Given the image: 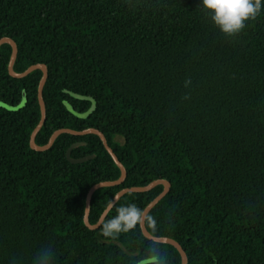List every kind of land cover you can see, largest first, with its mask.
Instances as JSON below:
<instances>
[{
	"label": "trees",
	"instance_id": "16d2710c",
	"mask_svg": "<svg viewBox=\"0 0 264 264\" xmlns=\"http://www.w3.org/2000/svg\"><path fill=\"white\" fill-rule=\"evenodd\" d=\"M198 3L0 0V39L17 45L16 73L47 67L35 143L58 129H96L126 169L122 184L92 195L91 225L121 189L165 180L168 194L148 213L151 235L178 242L187 264H264V3L231 37ZM10 55L1 45L0 264H31L45 246L55 264H141L150 245L181 264L140 226L109 240L84 225L89 189L120 170L96 135L62 134L31 150L42 73L12 78ZM77 142L72 158H94L68 162ZM162 190L125 194L104 220L128 203L144 210Z\"/></svg>",
	"mask_w": 264,
	"mask_h": 264
},
{
	"label": "water",
	"instance_id": "95a60500",
	"mask_svg": "<svg viewBox=\"0 0 264 264\" xmlns=\"http://www.w3.org/2000/svg\"><path fill=\"white\" fill-rule=\"evenodd\" d=\"M3 44H8L11 47V55H10V59H9L7 69H8L9 75L12 78L22 79L34 71H41V73H42V76L39 80L38 88H37V99H38L41 117H40L39 123L37 124V126L34 128V130L32 131V133L30 135L29 146H30L31 150L36 151V152H44V151L49 150L52 147V145L54 144L55 140L62 134H68V135H72V136L96 135L99 137V139L102 142L105 150L107 151V153L110 155V157L112 158L115 165L120 170V177L117 180L100 182L98 184L93 185L89 189V191L86 195V199H85V209H84V216H83L84 225L91 231L98 229L99 226L104 221L105 217L107 216L108 212L112 209V207L119 201V199L122 196H124L127 193L148 192V191L152 190L153 188L161 185L163 187L162 192L157 197H155L143 210L145 212V214L148 215V213L168 194V192L170 190V183L169 182H167L165 180H156V181L150 182L149 184H147L146 186H143V187H132V188L121 189L113 197V199L111 201V209L106 207L105 210L102 212L101 216L99 217L96 224L91 225L89 223L88 218H89V212H90V203H91V197L94 194V192H96L97 190H99L101 188L114 187V186H118V185L122 184L126 178V169L120 163V161L118 160L117 156L114 154L112 149L108 146L106 138L104 137V135L96 129H86L83 131H75V130H71V129H58L55 132H53V134L49 138L47 144H45L43 146H39L35 143L36 135L38 134V132L40 131V129L44 125V122L46 119V109H45V103L43 100V88H44V85L47 81L48 70H47V67L45 65L36 64V65H32V66L28 67L25 71H23L21 73H16L14 71L13 67H14V63H15V60L17 57V52H18L17 45L13 40H11L9 38L0 39V46ZM83 145H84V143L77 142L68 148V150L66 152V159L68 162H70L71 164H79V163H83V162L89 161V160L94 158V155L86 156V157H82V158H78V159H74L70 156V153L73 149H76V148L83 146ZM139 226H140V230H141L142 235L146 239L153 241L155 243L166 244V245H170V246L174 247L180 255L181 264H187L188 263L186 253L182 249V247L180 246V244L178 242H176L175 240L168 238V237H155V236L151 235L147 231L145 224L143 222H141V224Z\"/></svg>",
	"mask_w": 264,
	"mask_h": 264
},
{
	"label": "clouds",
	"instance_id": "9594fccd",
	"mask_svg": "<svg viewBox=\"0 0 264 264\" xmlns=\"http://www.w3.org/2000/svg\"><path fill=\"white\" fill-rule=\"evenodd\" d=\"M264 0H199L197 8L206 16L214 28L223 36L238 34L247 21L253 20L260 13ZM189 82L185 81V85ZM111 209V202L108 206ZM143 222L146 228L155 231L156 221L145 214L134 203L121 205L110 218L100 225V235L109 240H116L121 234L129 233ZM31 264H55L52 247L38 248L31 258ZM130 264H136L131 261ZM141 264H166L165 257L155 245H150L146 259Z\"/></svg>",
	"mask_w": 264,
	"mask_h": 264
}]
</instances>
